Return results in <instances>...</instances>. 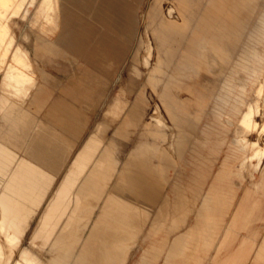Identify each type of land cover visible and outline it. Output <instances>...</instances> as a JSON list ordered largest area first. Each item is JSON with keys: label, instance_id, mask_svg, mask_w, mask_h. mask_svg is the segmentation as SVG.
<instances>
[{"label": "crops", "instance_id": "1", "mask_svg": "<svg viewBox=\"0 0 264 264\" xmlns=\"http://www.w3.org/2000/svg\"><path fill=\"white\" fill-rule=\"evenodd\" d=\"M147 1L53 0V25L31 37L28 55L35 83L26 111L75 145L87 136L81 138L86 122L76 119L77 124L70 123L72 113L65 114L60 102L48 105L58 99L51 93L60 80L54 73L65 74L74 64L75 72L87 68L92 73H87L90 76L79 84H100L94 75L96 69L91 67L103 70L110 64L108 49L114 47L108 34L117 31L129 40L138 29L131 58L142 56V69H132L137 78L129 80L123 113L110 129L112 136L119 138L139 133L135 149L123 162L115 153L116 138L111 136L109 140L101 137V147L93 159L75 155L64 179L73 198L68 217H62L59 229L44 247L43 261L125 264L135 232L150 212L121 199L119 194L127 188L156 204L162 195L159 183L167 178L166 165L171 163L168 168H175L170 152L177 148L179 156L190 151L191 163L198 171L189 177V183L179 172L169 180L171 194L165 191L163 207L157 208L145 224L146 237L151 241L140 264H158L159 259V264H264V231L254 227L256 222L264 221V161L259 169L257 161H249L258 146L264 148V133L247 131L241 123L264 81V0L243 24L223 62L214 56L207 39H201L204 31H211L210 20L220 0H170L165 10H161L162 0H149L158 18L152 27L144 20L146 30H152L151 39L146 41L140 37ZM95 23H101L109 32L98 34L100 45L93 40ZM205 53L209 55L208 66L221 67V71L193 109L182 135L186 100L192 95L190 74L197 77L198 59ZM142 76L151 89L150 95H155L147 119L144 94L136 86ZM74 79L72 74L68 82ZM103 93L94 91L93 96L99 99ZM204 118L207 122L201 127L198 123ZM256 119L264 123L263 115ZM216 162L218 166L211 172ZM58 163L48 162L55 169ZM39 184L47 185V190L52 185L47 181ZM51 213L55 214L54 208ZM189 214L194 218L188 225ZM162 232L164 236L155 238Z\"/></svg>", "mask_w": 264, "mask_h": 264}, {"label": "rangeland", "instance_id": "2", "mask_svg": "<svg viewBox=\"0 0 264 264\" xmlns=\"http://www.w3.org/2000/svg\"><path fill=\"white\" fill-rule=\"evenodd\" d=\"M21 1L22 5L16 15L11 16L10 11L8 13L10 16L6 15L4 19L0 18V23L6 24L8 22L9 24V26L7 24L8 34H6L5 42L7 43L10 41L12 44L11 47H9L6 61L9 62L13 58L18 57L20 52H24L30 62V70H26L25 74L32 78L29 84L17 90L12 87L11 83H7L3 80L5 64H0V241L6 243L5 238H3V234L5 233L9 236H14L11 245H13L15 249L12 247V250L10 249L11 246H6V249H10H8L9 253H11L12 250L11 255L14 259L21 256L20 250L27 248L36 255L38 263H44V249L41 244L42 239L40 240V237L35 238L33 236L34 230L42 223L40 220H43L44 224L46 223L48 233L52 234L50 238L54 235L55 230L57 228L59 229L64 219L62 217L64 215L66 216L69 205L67 201H62L60 198V201L56 199L54 191L60 190L61 188H68V185H65L66 182L64 181L66 176L65 173L72 166L70 162L76 154H81L91 160L101 147V137H103V140L111 139L112 132L110 129L113 128L123 113L124 105H122V102L125 98V91L128 88L129 80H131L130 78L135 77L132 74V69H142V56L135 55L131 58L132 52H134L135 49V44L137 43L138 29L134 32L131 39L125 40L121 32L119 33L117 31L115 34L109 33L101 23H95L93 26V40L100 45L98 34L109 33L108 35H111L110 37L114 47L108 49L110 64H107V66L104 65L103 70L91 67V69H96L94 75L98 76L100 81L104 82V84L100 81V84L89 86L86 82L79 84L82 78L86 79L90 76L87 73H92L87 70V68H85V70L83 69L82 73L75 72L76 65L74 64H71L72 67L65 74H61L60 72H58V74L54 73V76L56 78L59 76L60 80H57L59 85L54 87L51 93H53L54 98L56 97L58 99H52L48 102V105H57V102H60V108L66 111L64 112L65 114H68V111L72 113L70 123L75 125L78 123L77 120L81 119H84L86 122L84 131L81 133V138L87 136L81 143L75 145L68 139L52 131L44 123L38 122L32 118L26 111L25 104L30 89L35 83V73L32 69L29 55L27 54L28 46L31 50L32 47L29 43L31 37L34 39L33 34L42 28H47V26H50V23L52 25L53 21L45 24L44 17L37 13L41 0ZM169 1L170 0H162L161 10L168 8ZM262 1L263 0L219 1L218 11L214 19L210 20V25L208 27L209 29L211 28V31H204L201 35V39H207V45L212 48L210 50L213 51L212 53L218 61L221 60L223 62L225 60L227 52L232 42L236 39L237 34L242 29L243 24ZM157 16L156 8H153L148 0L143 7L140 39L143 37L146 41L151 39L152 30H146V21L150 22L152 27L157 22ZM144 20H146L145 24ZM95 34L98 36L96 37ZM5 42L3 43L4 45ZM16 47H19L21 51L16 50ZM25 51H27V53ZM142 53H144V50ZM208 56L209 55L205 53L202 58L198 59L200 67L197 70V77H193L192 73L190 74L192 82L189 85V93L192 95H189L186 100V115L181 121L182 135L193 109L200 103L206 93L209 92L218 73L221 71V67L210 68L208 66ZM72 74H75V79L68 82V77L71 78ZM145 76L136 80V86L139 87L144 94L145 119H147L149 116L148 114L151 113L155 95L154 98L153 95H150L151 89L145 82ZM136 78L137 77H135V79ZM98 90H103L104 96L101 95L99 99H95L93 92ZM251 113L252 109L249 104L242 118V124L251 121L249 117ZM259 115L264 116L262 111L261 113L259 112L258 116ZM205 122H207V118L202 119L198 124L203 127ZM261 125H264V123ZM88 128L89 132L87 130ZM254 130L260 131V124L258 122ZM64 134L68 136L67 132H64ZM114 138H116L117 141L115 153L124 162L128 154L135 149V145L139 139V133H130L127 138H119V136H114ZM181 139L180 148L183 137ZM124 143L127 144V147L126 145L123 146ZM176 150L177 148L173 149V151L169 150L171 151L172 161L175 162V168H168L172 165L171 163V165H166L165 171L167 178L159 183L162 195L158 198L156 204H154L155 207H153V203L151 204V202L137 197L127 188L122 190L119 194L121 199L134 203L143 210L150 212L143 218L141 228H138L135 232V240L127 251L128 255L125 264H140V262L143 261L142 255L151 241L146 237L147 225L145 224L149 221L150 216L154 214L157 208L163 207L165 203V191L168 194L171 192L169 180L175 177L177 172H179L183 175V180L189 183V177L197 170L196 165L191 163L190 151L188 152V149L181 156L175 153ZM54 161H59L56 169L53 165L48 164V162ZM261 161L258 166H260ZM217 162L214 164V168L211 172L217 168ZM39 181L40 183L47 181V184L52 183V185L47 190V185L44 187L39 184ZM206 182H209V178ZM54 186L55 189L51 194ZM47 198L48 200L45 204ZM55 199L57 203L59 202L58 204H56ZM54 206H60V211L64 212L61 213L58 211L57 214L51 213ZM23 208H25V210ZM193 218V214L188 215L186 219L188 225L193 223ZM53 224H57L58 227ZM51 225L52 227H50ZM254 227L264 231V221L256 222ZM141 230L142 232H140ZM162 236H164L163 232L155 235V238H160ZM1 242L0 244H5ZM10 262L11 261H9V264ZM160 262L161 260L159 259L158 264ZM206 264H208V262Z\"/></svg>", "mask_w": 264, "mask_h": 264}, {"label": "bare ground", "instance_id": "3", "mask_svg": "<svg viewBox=\"0 0 264 264\" xmlns=\"http://www.w3.org/2000/svg\"><path fill=\"white\" fill-rule=\"evenodd\" d=\"M21 5H22V1L21 0H0V18L4 19V17L6 15H9L8 13L10 11H11V13H10L11 16L16 15L18 13ZM37 13H39L40 15H42L44 17L45 24H48V23L52 22L53 21V15H54V2H53V0H41V2L39 4V7H38ZM7 24H8V22L6 24L0 23V64H2V65L5 64V72H4L3 80L5 82H7V83H11L12 87H14L15 89L20 90V89L24 88L25 85H27V84H29L31 82L32 78H30L28 75L25 74L26 70H30L29 69L30 62H29L28 58L25 56L24 52H20V55L18 57L13 58L9 62L6 61L7 60V55H8V52H9V47H11V45H12L10 41L7 42V43L5 42L6 41V34H8L7 33ZM50 25H51V23H50ZM8 26H9V24H8ZM4 42H5V45L3 44ZM16 50L21 51L19 49V47H16ZM25 52L27 53V51H25ZM0 69H1V67H0ZM263 84H264V81H263L262 84H260V86L258 87V89L255 92V95H254L252 101L250 102L252 113L249 114V117L251 118V121L244 122V124H243L244 128L247 131H251V130H254V128H256V126H257L256 117L258 116L259 112L261 113V111H262L263 114H264V85ZM155 120H157V119H155ZM159 124H161V123H159ZM260 133H264V125H261V124H260ZM260 136H261V134H260ZM261 140H262V138H261ZM256 142H255L254 145H257ZM262 147H263L262 145L258 146L255 154L252 156V158L250 157V159H249V161L250 160L257 161L256 166L258 167V169L261 167V165H262V163L264 161V148H262ZM260 161H261V164H260V166H258ZM59 198L62 199V201L63 200L65 202L67 201V204L70 205L73 198H72V193L70 192L69 188H67V189L66 188L62 189L61 188L60 190H58L57 195H56V199H59ZM56 199H55V201H56ZM60 199H59V201H60ZM58 203L56 201V204H58ZM17 205H18V203H17ZM56 207H57L56 210H55V206L53 207L54 208V213H57L58 211H60V208H61L60 206H56ZM66 213L68 214V211ZM67 214H66V216H67ZM66 216H65V218H66ZM40 221H42V223L40 222L41 224L36 227V229L34 230L33 236L35 238L36 237H40V240L42 239L41 240L42 241L41 244H42V248L44 249V247L47 245L48 241L50 240V236L52 234L48 233L46 223L44 224L43 220H40ZM53 225H56V224H53ZM56 226L58 227V225H56ZM50 227H52V225ZM57 227H55V228H57ZM13 237L14 236H9L6 233L3 234V238H5L6 243L0 241L1 243H5V244H0V264H9V261H11L10 264H44L42 262L38 263L37 260H36V258H37L36 255H34L33 252L30 251L27 248L20 250L21 251V254H20L21 256L20 257H16L17 259H14L13 256L11 255L13 248L15 249V247L13 245H11L12 241H13ZM17 242H19V241H17ZM6 246L7 247L11 246L10 247V249H12L11 253H9V251H8L9 248L6 249L7 248ZM14 252H15V250H14Z\"/></svg>", "mask_w": 264, "mask_h": 264}]
</instances>
